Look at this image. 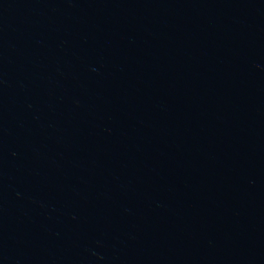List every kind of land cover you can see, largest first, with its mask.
Here are the masks:
<instances>
[{"label": "water", "instance_id": "1", "mask_svg": "<svg viewBox=\"0 0 264 264\" xmlns=\"http://www.w3.org/2000/svg\"><path fill=\"white\" fill-rule=\"evenodd\" d=\"M0 264H264V0H0Z\"/></svg>", "mask_w": 264, "mask_h": 264}]
</instances>
